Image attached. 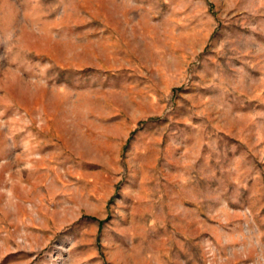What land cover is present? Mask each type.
<instances>
[{"label":"rangeland","instance_id":"1","mask_svg":"<svg viewBox=\"0 0 264 264\" xmlns=\"http://www.w3.org/2000/svg\"><path fill=\"white\" fill-rule=\"evenodd\" d=\"M0 264H264V0H0Z\"/></svg>","mask_w":264,"mask_h":264}]
</instances>
